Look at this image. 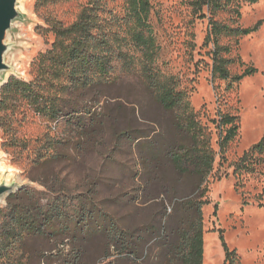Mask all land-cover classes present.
I'll list each match as a JSON object with an SVG mask.
<instances>
[{"label":"trees","instance_id":"obj_1","mask_svg":"<svg viewBox=\"0 0 264 264\" xmlns=\"http://www.w3.org/2000/svg\"><path fill=\"white\" fill-rule=\"evenodd\" d=\"M65 1L71 0H37L35 8ZM240 1L258 0L189 1L192 14L208 21L202 46H211L208 54L212 82L219 79L234 83L256 72L253 66L241 73L232 71L236 63L242 64L241 57L233 53L234 46L262 23L241 26ZM125 8L123 37L108 29L104 0H85L68 23L51 13L44 15L46 26L42 30L53 35L50 47L32 59L29 80L11 75L0 87L2 146L6 150L31 151L35 168L83 159L87 143L96 133H103L112 120L104 113L101 97L103 88L112 82L110 74L117 61L127 72L137 70L162 109L175 114L174 125L184 138L160 149L152 146L150 158L144 163L156 167L167 160L178 180H190L189 187L179 191L175 181L152 176L138 198L144 200L142 203L158 205L159 218L152 225L133 226L123 216L101 206L95 195L96 182L86 190L70 188L66 175H59L62 169L45 173L42 179L31 176L43 188L20 187L0 207V264H30L35 251L46 264H53L55 256L59 264H203L202 207L209 201L208 176L217 153L220 164L227 162L226 153L238 134L239 117L219 109L211 119L218 132L216 152L211 132L200 122L178 78L162 73L157 66L159 46L150 22V0H125ZM128 47L139 56L131 55ZM36 117L44 122L41 137L32 140L19 135V128ZM61 123L67 130L58 133L56 127ZM120 133L130 138V126L123 127ZM144 138L131 137L138 142ZM38 141L42 143L38 145ZM228 165L238 180L245 174H262L264 133ZM227 175L221 173L217 179ZM152 190H156L153 195ZM96 243L102 245L93 249ZM66 246L69 249L63 253ZM222 246L223 264H239L235 249L225 242ZM33 247L37 249L32 252ZM152 249L156 250L154 256L149 254Z\"/></svg>","mask_w":264,"mask_h":264},{"label":"rangeland","instance_id":"obj_2","mask_svg":"<svg viewBox=\"0 0 264 264\" xmlns=\"http://www.w3.org/2000/svg\"><path fill=\"white\" fill-rule=\"evenodd\" d=\"M36 1L21 2L18 10L22 17L14 21L6 37L11 47L5 61L14 71L6 80L11 75L29 80L32 59L50 47L53 35L42 30L46 26L44 15L51 13L65 23L71 22L85 0L48 4L38 10L35 8ZM189 1L150 0V22L159 46L157 66L162 73L178 78L180 88L187 92L200 122L211 132V143L216 152L219 150L218 132L211 119L219 109L239 117L238 134L226 153L227 162L220 164L217 153L213 170L208 176L206 197L209 201L202 207L203 264H223L225 252L222 242L235 249L239 264H264V168L262 174H245L238 180L228 165L257 143L264 133V0L255 3L240 1L239 24L253 27L259 21L262 23L256 31L239 38L233 48V53L242 60V64L236 63L232 68L234 73H241L248 66L256 68L254 74L234 83L219 79L212 82V62L208 54L211 46H202L208 21L192 14ZM104 2L108 29L114 30L118 36H125V0ZM191 43H194V48ZM129 52L135 58L139 56L134 48H129ZM110 78L112 82L103 88L101 101L105 105V115L112 120L103 133H96L87 143L83 159L76 163H47L35 168L32 166L31 151L6 150L2 146L0 129V183L42 189L40 182L30 177L42 179L43 174L62 169L59 175H66L70 188L86 190L96 182L97 201L108 212L123 216L129 225H152L159 218L161 209L154 203H142L144 200L138 198L145 182L152 176L166 178L167 182L175 181L177 190L187 191L190 180H178L171 164L165 159L156 167L150 164L148 167L144 160L150 158L152 146L160 149L168 143L182 142L184 138L174 125L175 114L162 109L145 88L136 69L127 72L121 63L115 61ZM126 126H130V138L120 133ZM44 130V122L36 117L19 128V135L33 140L41 137ZM63 130L65 126L62 123L56 127L58 133ZM137 135L146 138L141 142L133 141L131 137ZM41 143L37 142L38 145ZM221 173L228 175L218 180L217 176ZM152 192L153 195L156 190ZM6 198L3 196L0 207L6 204ZM244 201L246 204H243ZM168 207L171 206L168 204ZM152 244L153 241L150 248ZM101 245L96 243L93 249ZM35 249L37 247L31 248V251ZM68 249L66 246L63 253ZM35 252L30 264H46L39 260ZM155 252L152 249L149 254L154 256ZM53 264H59L56 256Z\"/></svg>","mask_w":264,"mask_h":264},{"label":"water","instance_id":"obj_3","mask_svg":"<svg viewBox=\"0 0 264 264\" xmlns=\"http://www.w3.org/2000/svg\"><path fill=\"white\" fill-rule=\"evenodd\" d=\"M18 1L19 0H0V87L6 81H1L2 73L13 70V67L5 61L6 54L11 47V44L6 41V37L14 21L22 17L18 10ZM17 189L18 187L15 183H0V197L8 196Z\"/></svg>","mask_w":264,"mask_h":264},{"label":"bare ground","instance_id":"obj_4","mask_svg":"<svg viewBox=\"0 0 264 264\" xmlns=\"http://www.w3.org/2000/svg\"><path fill=\"white\" fill-rule=\"evenodd\" d=\"M22 1H23V0H19L18 7L21 5V2H22ZM11 73H14V71H7V72H5V73L3 74L2 81L6 80L7 76H8L9 74H11ZM2 200H3V197H0V202H2Z\"/></svg>","mask_w":264,"mask_h":264}]
</instances>
